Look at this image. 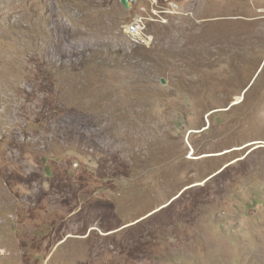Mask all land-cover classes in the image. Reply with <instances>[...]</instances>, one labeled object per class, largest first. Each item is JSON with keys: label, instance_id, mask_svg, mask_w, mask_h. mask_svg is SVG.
Returning a JSON list of instances; mask_svg holds the SVG:
<instances>
[{"label": "rangeland", "instance_id": "rangeland-1", "mask_svg": "<svg viewBox=\"0 0 264 264\" xmlns=\"http://www.w3.org/2000/svg\"><path fill=\"white\" fill-rule=\"evenodd\" d=\"M158 2L0 0V264H264V0Z\"/></svg>", "mask_w": 264, "mask_h": 264}, {"label": "built area", "instance_id": "built-area-1", "mask_svg": "<svg viewBox=\"0 0 264 264\" xmlns=\"http://www.w3.org/2000/svg\"><path fill=\"white\" fill-rule=\"evenodd\" d=\"M146 2L150 3L151 5V15L147 16L148 18H151V16H154V14L157 13V11L159 10H155L154 6H156L159 2L158 0H145ZM137 2V0H133V5H135V3ZM144 4L140 5V8H142V10L145 9V6H143ZM176 5H174L172 2L169 3V5L163 9L160 10L161 13L164 12H177ZM163 11V12H162ZM143 15H137V17L133 18V20H131L129 23H127L125 25V33L127 35V37L134 42H139V41H144L145 39H149L151 38L150 36L146 35L144 32L145 26H144V19L147 18ZM164 20V22L166 21V18H162Z\"/></svg>", "mask_w": 264, "mask_h": 264}, {"label": "water", "instance_id": "water-1", "mask_svg": "<svg viewBox=\"0 0 264 264\" xmlns=\"http://www.w3.org/2000/svg\"><path fill=\"white\" fill-rule=\"evenodd\" d=\"M119 1L126 9H130L133 6V0H119Z\"/></svg>", "mask_w": 264, "mask_h": 264}, {"label": "bare ground", "instance_id": "bare-ground-1", "mask_svg": "<svg viewBox=\"0 0 264 264\" xmlns=\"http://www.w3.org/2000/svg\"><path fill=\"white\" fill-rule=\"evenodd\" d=\"M261 145H262V144H261ZM254 147H257V145H256V146H254ZM192 154H193V153H192ZM94 210H95V209H94ZM94 210H93V211H94ZM95 211H96V210H95Z\"/></svg>", "mask_w": 264, "mask_h": 264}]
</instances>
